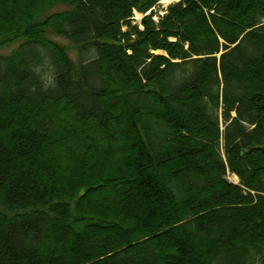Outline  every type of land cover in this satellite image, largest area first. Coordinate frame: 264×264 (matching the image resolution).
I'll return each mask as SVG.
<instances>
[{
	"label": "trees",
	"instance_id": "1",
	"mask_svg": "<svg viewBox=\"0 0 264 264\" xmlns=\"http://www.w3.org/2000/svg\"><path fill=\"white\" fill-rule=\"evenodd\" d=\"M156 1L0 0V264H264V0Z\"/></svg>",
	"mask_w": 264,
	"mask_h": 264
},
{
	"label": "rangeland",
	"instance_id": "2",
	"mask_svg": "<svg viewBox=\"0 0 264 264\" xmlns=\"http://www.w3.org/2000/svg\"><path fill=\"white\" fill-rule=\"evenodd\" d=\"M63 9H66V6L63 5V4L61 3V4L56 5V6H55L54 8H52L50 11L54 12V11H59V10H63ZM50 37H52V38H54V39L56 38L57 41H59L61 44H64V45L66 46L67 50L69 51V54L72 56V58H73V59H76L77 53H76V50H75V48L73 47V45H72L71 42H69L68 40H66V39H64V38H61V37H55L54 35H50ZM15 47H16V44H13V45H11V46H9V47H5V48H0V54H7V53H9V52H10L13 48H15ZM56 127L59 128V126H56ZM60 127L62 128V126H60ZM54 129H55V128H54ZM97 147H98V146H97ZM61 148H62V149H65V146H62ZM75 162H76V161L74 160V161L71 162V164H70V161L63 159L60 163H61L62 165H65V166H66V164H70V165L72 166V172H75V171L77 170L76 167L74 166V164H76ZM84 164L87 165V161H86V160L84 161ZM74 167H75V168H74ZM63 171H65V170L58 171V172H57V175H58L59 177H64V172H63ZM43 175H45L44 172H43ZM228 179H229L230 181H232V182H237V181H238V178L235 177V175H233V174H228Z\"/></svg>",
	"mask_w": 264,
	"mask_h": 264
}]
</instances>
